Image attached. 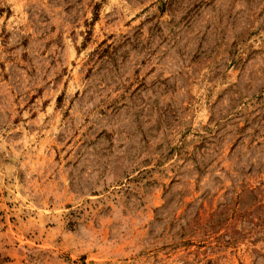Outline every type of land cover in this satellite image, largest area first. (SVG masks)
<instances>
[{
  "label": "rangeland",
  "instance_id": "rangeland-1",
  "mask_svg": "<svg viewBox=\"0 0 264 264\" xmlns=\"http://www.w3.org/2000/svg\"><path fill=\"white\" fill-rule=\"evenodd\" d=\"M0 264H264V0H0Z\"/></svg>",
  "mask_w": 264,
  "mask_h": 264
}]
</instances>
